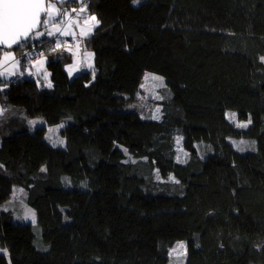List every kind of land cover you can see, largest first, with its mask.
Instances as JSON below:
<instances>
[{
    "label": "trees",
    "instance_id": "trees-1",
    "mask_svg": "<svg viewBox=\"0 0 264 264\" xmlns=\"http://www.w3.org/2000/svg\"><path fill=\"white\" fill-rule=\"evenodd\" d=\"M89 2L91 69L71 78L53 39L0 49L50 50L49 86L23 66L0 80V264H168L179 241L185 264H264V0ZM147 73L165 80L159 120L136 104ZM61 124L63 148L46 140ZM15 187L49 249L2 208Z\"/></svg>",
    "mask_w": 264,
    "mask_h": 264
},
{
    "label": "rangeland",
    "instance_id": "rangeland-1",
    "mask_svg": "<svg viewBox=\"0 0 264 264\" xmlns=\"http://www.w3.org/2000/svg\"><path fill=\"white\" fill-rule=\"evenodd\" d=\"M64 1L68 2L69 0H48L47 15L42 22L43 28L40 31L32 34L30 40L39 42L43 41L44 39L54 40L56 36L61 35V37L56 40L57 45L54 46L55 43L49 44V49L50 47L53 51L67 49L73 54L74 61L71 66L67 68L69 75L71 76V78H73L80 73L83 67H87L88 65H90L88 67L90 69L92 66L93 54L92 52L87 51L83 48V40L94 34L96 28L99 25V21L95 16L94 17L96 18V20H92L91 17L93 16H89L86 14V9L84 8V6L87 3L79 5L80 7L77 13L72 15L71 10L76 8L75 6H73L76 3H71V5L69 6L61 5ZM78 1L84 2V0ZM60 11L62 13H65V17H59ZM49 49H45L43 53L39 52L37 54L35 53L29 55L28 58H26V63L24 65L23 60L20 59V56L23 55V52H21L20 54H15L12 51H3L2 53H0V80L12 78H7L8 73L6 72V70H8L9 68L11 70H14L15 68L19 69L23 66L22 72L23 74H27L25 68L30 67L33 62L40 59L38 63L33 64L34 70H29V73H33L34 75L38 76V78L43 81L46 86H49L50 81L49 77L46 76V67L44 65L46 61L45 53ZM154 77L160 76L154 73H147L145 75L144 83L141 86V93L139 94V99L136 104L144 115L148 114V116L152 119L159 120L161 118L162 112L161 102L165 99L166 96V84L165 80L162 77H160L162 78V80L154 79ZM231 114L235 113L229 112L227 117L228 120L235 126H237L238 124H246L247 126L249 125L248 121H240L237 114H235V119H231ZM30 125L32 129H35L40 126H44L45 122L43 118H34L30 121ZM63 127V124L54 127H48L46 140L51 145L59 148L65 147L66 140L61 134ZM244 140L246 139L229 138L231 144H233L237 149L241 151L256 148V142L254 140H250L251 142ZM200 145H207L211 149V151L213 150L212 146L209 144L203 142L198 144L199 152L202 157L207 156L210 150L209 148L204 146L201 147ZM176 150L177 161L181 164L186 163L189 158V154L183 146L182 137L176 138ZM129 158L131 157H128V159ZM155 178L158 181H164V179L161 178L157 171L155 173ZM166 180L171 182L175 181L173 177H169ZM25 198V191L20 187H15L12 197L6 204L2 206V208L4 210L9 209L13 213L14 221L16 223L33 225L36 234V247L40 250L49 249V245H46V243L44 242L40 228L37 225V217L35 211L31 207L26 205ZM181 244H183V247H180ZM0 250H4L0 251V254H3L7 258H9L7 248L2 247L1 243ZM186 256V243L184 241H179L170 251V260L168 264H185Z\"/></svg>",
    "mask_w": 264,
    "mask_h": 264
},
{
    "label": "snow or ice",
    "instance_id": "snow-or-ice-1",
    "mask_svg": "<svg viewBox=\"0 0 264 264\" xmlns=\"http://www.w3.org/2000/svg\"><path fill=\"white\" fill-rule=\"evenodd\" d=\"M133 2L138 3L139 0ZM39 4L40 0H0V40L10 38L16 42L19 37L27 39L28 31L37 22ZM91 19L96 20L94 16ZM154 79L162 80L160 77ZM231 119H235V114H231ZM246 126V124L237 125V127ZM180 247H183V244Z\"/></svg>",
    "mask_w": 264,
    "mask_h": 264
},
{
    "label": "water",
    "instance_id": "water-1",
    "mask_svg": "<svg viewBox=\"0 0 264 264\" xmlns=\"http://www.w3.org/2000/svg\"><path fill=\"white\" fill-rule=\"evenodd\" d=\"M47 6H48V0H40L39 4V11L38 15L36 17V23L35 25L28 31L27 33V39L23 37H19L16 42H13L12 39L7 38L4 40H0V49L1 50H12L20 46V44L28 42L31 35L34 34L37 31H40L42 29V22L43 19L47 15Z\"/></svg>",
    "mask_w": 264,
    "mask_h": 264
},
{
    "label": "built area",
    "instance_id": "built-area-1",
    "mask_svg": "<svg viewBox=\"0 0 264 264\" xmlns=\"http://www.w3.org/2000/svg\"><path fill=\"white\" fill-rule=\"evenodd\" d=\"M72 1H74V2H76V0H72ZM89 4L90 2H89V0H85V4ZM79 5H81V4H77V6H75L76 8H74L73 10H71V14L72 15H74V14H76L77 13V11H78V9H79ZM59 17H65V13H62L61 11H60V13H59ZM60 19V18H59ZM61 37V35L60 36H56L55 38H54V40H53V43H55L54 44V46L55 45H57L56 44V40H58L59 38ZM39 52H41L42 53V50L40 49V48H37V47H32L31 49H27V50H25L24 52H23V55L22 56H20V59H23V60H26V58H28V56L29 55H31V54H37V53H39ZM19 59V58H18Z\"/></svg>",
    "mask_w": 264,
    "mask_h": 264
},
{
    "label": "crops",
    "instance_id": "crops-1",
    "mask_svg": "<svg viewBox=\"0 0 264 264\" xmlns=\"http://www.w3.org/2000/svg\"><path fill=\"white\" fill-rule=\"evenodd\" d=\"M14 57H15V55H14ZM13 57V58H14ZM13 60V59H12ZM40 60V59H39ZM39 60H36L35 62H33L31 65H30V67H27V68H25V71H26V73L28 74V75H34L33 73H29V70H34V67H33V64H35V63H38V61ZM74 61V60H73ZM46 64H47V60L45 61V67H46ZM90 65H88L87 67H83L82 69H81V71H80V73L82 72V71H84V70H87V69H89L88 67H89ZM91 68H92V66H91ZM90 68V69H91ZM20 70H21V67L19 68V69H14V70H11L10 68L8 69V70H6V72L8 73L7 74V78H10V77H15L19 72H20ZM41 70V69H40ZM45 71H46V76L48 75V71H47V68H45ZM9 75V76H8ZM11 79V78H10Z\"/></svg>",
    "mask_w": 264,
    "mask_h": 264
}]
</instances>
